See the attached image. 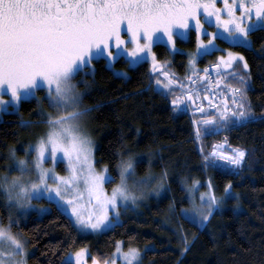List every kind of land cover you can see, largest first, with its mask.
Here are the masks:
<instances>
[{
	"label": "snow or ice",
	"instance_id": "6c2138e0",
	"mask_svg": "<svg viewBox=\"0 0 264 264\" xmlns=\"http://www.w3.org/2000/svg\"><path fill=\"white\" fill-rule=\"evenodd\" d=\"M205 24H215L217 31H208ZM257 29H264V0H222L219 7L217 0H0V109L15 111L22 99L46 89L50 106L59 113L48 114L45 121L48 130L34 145H29L28 152L35 153L30 161L17 159L15 152L11 154L20 175L0 177V190L9 204L26 209L33 199L43 198L74 221L78 230L110 227L119 219L120 207H127L128 201L135 204L137 192L144 195L145 180L135 178V163L129 157L118 164L119 184L111 193L105 190V183L113 178L106 167L97 171L94 166L91 141L80 125L90 109L80 107L83 93L76 91L74 77L100 58L110 64L118 57H126L130 65L150 60V78L154 74L155 86L162 94L164 91L172 94L174 85L179 84L180 93L170 101L173 109L179 110L183 102L201 99L194 76L204 83V98L215 95L208 91L213 78L195 71L196 58L226 51L210 67L216 71V91L221 95L230 93V102L225 99L222 107L211 104L216 109L214 115L206 114L203 103L193 108L201 113L199 120H193L199 139L210 130L219 131L257 119L245 91L248 73L238 67L248 69L247 60L242 53L219 49L215 43L217 38H224L250 47L249 33ZM193 30L196 51L189 53L193 75L187 77L192 85L188 87L163 70L167 62L159 61L152 48L157 41H164L175 51L177 39L187 38ZM122 32H126L127 38ZM203 35L208 37L207 41L201 39ZM158 66L162 71H157ZM208 71V67L203 69L205 73ZM58 153L67 161L66 175L57 173L54 166H45L48 160L54 165ZM245 157L244 148L217 151L213 146L203 158L205 167L231 166L232 170H239ZM218 161L226 163L218 165ZM25 173L34 174V178L23 180ZM197 183L193 181L192 187ZM208 186L211 189L210 181ZM85 192L94 206L87 215L79 209V199ZM231 195L229 182L225 185V196ZM200 201L193 210L199 217L197 223L203 225L222 199L210 191L201 193ZM180 211L185 218L192 219L189 209ZM14 223L11 217L7 224L0 221V264H26V241L18 232H12ZM181 239L187 247V236ZM85 252L84 248L78 249L62 264H72V256L76 264H87ZM115 254L124 264H139L141 258L135 247L123 251L120 241L116 242ZM92 264L100 261L93 256ZM103 264H116V260L105 259Z\"/></svg>",
	"mask_w": 264,
	"mask_h": 264
},
{
	"label": "trees",
	"instance_id": "16d2710c",
	"mask_svg": "<svg viewBox=\"0 0 264 264\" xmlns=\"http://www.w3.org/2000/svg\"><path fill=\"white\" fill-rule=\"evenodd\" d=\"M249 34L251 47L218 40L241 52L248 62V70L238 67L248 73L245 91L257 119L219 131L210 130L199 139L193 120H199L201 113L191 115L187 108L174 110L170 101L180 93L179 87L174 86L172 94L166 91L162 94L155 86L154 74L150 78L148 61L131 67L127 60L119 58L114 64L129 71L124 76L115 74L103 58L95 60L94 71L89 74V89L82 100L84 108L90 109L87 113L97 138L96 164L108 167L113 178L108 183L110 187L119 180V162L131 157L136 161V173L157 174L163 191L150 196L136 215L97 234L81 233L55 204L42 199L41 202L51 205L50 210L42 216L28 215L16 228L31 249L30 264H62L70 250L82 245L88 246L89 260L93 256L99 261L109 260L119 239L125 247L157 245L145 250L143 264H264V29ZM176 44L194 47L195 39H177ZM154 50L160 60L168 62L176 80L183 83L188 72L187 54L172 55L162 42H157ZM218 52L213 51L200 63L213 59ZM37 94L38 97L22 100L18 111L0 116V177L6 172L14 148L36 142L41 135V132L30 134V124L23 123L29 121L34 127L40 126L45 111L52 109L45 89L37 90ZM224 96L230 102L231 94ZM205 112L214 115L216 109ZM225 140L232 148L245 149L242 167L239 170H232L231 166L205 167L204 155ZM208 178L218 195L231 182L241 209L232 206L216 209L200 226L180 211L189 205L183 183ZM0 213L4 223L7 208L1 196ZM180 235L187 236L189 242L182 254L179 247L184 243Z\"/></svg>",
	"mask_w": 264,
	"mask_h": 264
},
{
	"label": "rangeland",
	"instance_id": "374dc122",
	"mask_svg": "<svg viewBox=\"0 0 264 264\" xmlns=\"http://www.w3.org/2000/svg\"><path fill=\"white\" fill-rule=\"evenodd\" d=\"M217 6L219 7V6H221V4L217 3ZM204 27L208 31H210V32L217 31V27H216L215 24H213L211 26H209L208 24H205ZM221 31H222V29H221ZM125 37L127 38V36H125ZM190 38H194L195 39V46L194 47L182 46V45L176 44V49L177 50H175V51L172 50L164 41H157V42H163V43H165L168 46V48L170 49L172 55H174L176 52H184V53H186L187 56H188V65H187V71L188 72L193 71V68L189 65V53H193V52L196 51V34H195V31L194 30L191 32L190 36H188L187 38H184L183 40H189ZM201 39L207 41L208 37L206 35H203L201 37ZM218 39L219 38L216 39L215 43H216V45L218 46L219 49H223V50L231 49V48L223 45ZM220 39H223L224 41H226V42H228L230 44H233L232 42H230L227 39H224V38H220ZM248 39L251 41V46H252V40H251L250 34L248 36ZM156 43L153 44V48H152L153 52H155L154 46H155ZM125 46L126 47H130L131 45H125ZM231 50L233 52H237V51H235L233 49H231ZM221 55H226V51H219L215 55V57L213 59H211V60L209 59L206 63H200V61L205 56H203V57L198 56L196 58V66H195V69L199 66L201 68V71H202L201 73L203 75H205V76H207V73L208 72H214V73H216V71L214 69H212L210 66H211V64L215 63L217 61V57H219ZM156 57H157V54H156ZM119 58H124L125 60H127L126 57H118L112 63H110V64L107 63V64H108L109 67L112 68V70H113V72L115 74H117V75H124L126 73V75H124V76H127L129 74V71L127 69L122 68L121 66H118V65H115L114 64V62L116 60H118ZM157 59L159 61H161V62H165V61L160 60L158 57H157ZM147 61L149 62L150 67H151V61L150 60H147ZM94 62H95V60L92 61V65L91 66H89L88 68L84 69L83 71L78 72L77 75L74 77L73 83L76 86V91H78L80 93H83V95H84L85 91L89 89V85H90V83H89V80H90L89 74H92L93 71H94V67H95V63ZM138 64L130 65L128 63V65L131 66V67H134V66H136ZM240 66H242V65H240ZM205 67H208V69H209V71L207 73L203 72V69ZM240 69H241V67H240ZM163 70H166L169 73H171L172 74V78L175 79L176 75L174 74L173 69L170 68V66L168 65V62L166 64V68L163 69ZM157 71L160 72V71H162V69H160L159 66H158ZM197 81H199V80H197ZM203 88H204V83H203ZM220 90L221 91L223 90V86L222 85H221ZM45 95H46V89H45ZM83 95H82V98H83ZM32 97H38L37 91L35 92L34 95H32V96H30V97H28L26 99H30ZM22 100H24V99H22ZM22 100L20 101V103H19V105H18V107H17V109L15 111H18L19 110L20 104H21ZM80 107L81 108H84L83 100H82V103H81ZM8 111H11V110L0 109V116H2L4 114V112H8ZM45 113H46V117L44 119H42L43 123H40L41 124L40 126H35L34 127V123L29 122V121H25V122H28L27 124H30V132H29L30 134L35 135V134L41 132L40 137L42 135H44L46 133V131L48 130V127H49V125L45 122L48 119V114L49 113H51L52 115L59 114L57 112V109L54 108V107H52V109H50V110H46ZM80 125H81V130L88 136V138L91 141L92 160H93V163H94L95 168L97 169V171H100V170H103L106 167L107 168V173L111 177L110 172L108 170V167L106 165L99 166V165L96 164L95 151H96V147H97V144L98 143H97V138H96V136H95V134H94V132L92 130L91 120H90V117H89L88 113H86L85 116L82 118V120L80 121ZM36 142H32V143L31 142H26V143H23L20 146L15 147L14 150L12 151V153L15 152V156H16L17 159L23 158V159H26V160H29L30 161L32 159V157L35 155V153H29L28 152V148H29V145H34ZM217 150L222 151V147L221 148H218ZM133 162L135 163V169H136V161L133 160ZM60 164H62V166H60ZM66 165H67V161L63 158L62 153H58V157H57V160L55 161L54 165H53V161L52 160H48L45 163V166L46 167L54 166L55 167V171L57 173H59L60 175H66L67 174V172H66ZM118 169H119V167H118ZM151 171H153V170H151ZM5 174H7L9 176V178H11L12 176H18V175H20V173L18 172V170L14 166V161L12 160V156L10 157V161H9V163L7 165L6 172L2 176H4ZM157 177L158 176L155 173H152V175H148V176H142V175H139L138 173L135 172V178L136 179H138V180L139 179H144L145 180V192H144V195L141 196L139 194V192H137L138 199H137V202L135 204L131 203V201H128L127 202V207H123V206L120 207V209H119V211H120L119 219L118 220H115V222L110 227H108V228H103L102 227L101 229H97V230H94V231L91 230V229L86 230V231H81L80 230V232L81 233H94V234H97V233H100V232H103V231H107L108 229L114 227L116 224L122 222L126 217L132 216V215H136L142 209V206L141 205L143 203H145L150 196H152V195H159L163 191V189L161 188L162 186L161 187H158V185H162V184H161V180L160 181L156 180ZM30 178H34V174H32V173H25L24 176L22 177L23 180H27V179H30ZM119 181H120V175H119L118 182L115 183L114 185L108 187V183H105V185H104L105 190L108 193H111L112 188L115 185L119 184ZM193 181H198V183L195 185L194 188L192 187ZM193 181L191 182L192 184H188V183L186 184L185 182L183 183V185H184V187L186 189V192H187V197L189 199V205L186 206V207H184L183 209H189L190 210V213L189 214L192 216V219H191L192 222L198 224L197 221H198L199 217H198L197 213L193 209H194L195 206H199L200 205V203H201V201H200V194L201 193H208V192L211 191V192H214V194L218 198H221L222 199L221 205L219 207L214 208L213 209V212L216 209H222V208H225V207H228V206H232L233 208H235L237 210L241 209V203L237 200L238 194L233 189H231V192H232V195L231 196H225V192L222 195H218L216 193V191H215L214 185H213V183H212V181H211L210 178H208L206 180L194 179ZM209 181L211 182V185H212L211 189L208 186L209 185ZM49 183H51V180L49 181ZM81 188H83L82 185H81ZM0 196L4 200L5 206L7 208V213H6V216H5V222H4V224H7L8 223V220H9L10 217L14 221H16V223H14L12 225V229L11 230H12L13 233H17L18 232L16 230V228L18 227L17 225H19L18 223L21 222V220L26 219L28 215H30L32 213H36L38 216H42L45 213H47L50 210V208H51V205L50 204H46L44 202H41V200L43 198H41V199H33L31 201V204H30L29 207H27L26 209H21V208L15 207L14 205L9 204V202L7 201L6 197L4 196L2 190H0ZM79 209L85 215H87L90 211H93L94 210L93 202H90L89 197L87 195V192H85V194L83 195V197H81L79 199ZM182 215L185 217V214L184 213H182ZM111 217H112V214L110 213V218ZM0 221H2V217L1 216H0ZM206 221L203 222V225L206 223ZM73 223H74V221H73ZM198 225H200V224H198ZM203 225H200V226H203ZM172 226L175 227L174 225H172ZM176 232H179L180 233V231H176ZM181 236L182 235H180V238H181ZM21 238L26 241L25 238H23V237H21ZM118 241L121 242V247H122V250L123 251H127L129 247H135V248H137L140 251L141 258H140L139 264H143V254H144L145 250L151 249V248H156L157 247V245L154 244V243H146V244H144L142 246H128V247H125L123 240L119 239ZM188 245H189V242H188L187 246ZM25 248H26V264H30L28 258H29V255L31 253V249L28 247L27 242H26ZM80 248H84L86 250L85 256H84V260L87 262V264H92V260H89V258H88V256H89L88 246L87 245H82L78 249H80ZM179 248H180L181 254H182L187 247H185V245L182 247V245H181ZM78 249L70 250L65 255V259L66 260L69 259L70 254L74 253ZM112 259H115L116 260V264H124V261L121 260V258L119 257V255L115 254V251H114L112 257L109 259V261H111ZM71 260H72V263L73 264H76V261H75L74 256L71 257ZM100 264H103V261H100Z\"/></svg>",
	"mask_w": 264,
	"mask_h": 264
},
{
	"label": "built area",
	"instance_id": "2783aa9c",
	"mask_svg": "<svg viewBox=\"0 0 264 264\" xmlns=\"http://www.w3.org/2000/svg\"><path fill=\"white\" fill-rule=\"evenodd\" d=\"M207 76H211L213 78V83L208 85L209 93L211 94V93L215 92L214 96H212V95L209 96V101L211 102V104L214 103L215 105L222 104L223 101H222V99H220L218 97V93L216 91L217 85H215V83H214V79H215L216 75L213 72H210L207 74Z\"/></svg>",
	"mask_w": 264,
	"mask_h": 264
},
{
	"label": "crops",
	"instance_id": "0c3cea01",
	"mask_svg": "<svg viewBox=\"0 0 264 264\" xmlns=\"http://www.w3.org/2000/svg\"><path fill=\"white\" fill-rule=\"evenodd\" d=\"M201 68L198 66L195 71H197L198 73L200 72ZM190 75H193V71L191 72H187L186 74H184V78L180 76V78H183L184 79V84L187 85L188 87H192L191 84L188 83V80H187V77L190 76ZM203 75V74H202ZM177 77V76H176ZM175 77V79H176ZM163 79V77H161ZM174 79V78H173ZM193 79L196 80V86L199 87L200 89L203 88V82L202 81H197L198 79L195 78V76L193 77ZM182 83V82H181ZM174 86H178L179 87V84H176ZM179 90H180V87H179ZM201 93L203 94V90H201ZM204 97V96H203Z\"/></svg>",
	"mask_w": 264,
	"mask_h": 264
},
{
	"label": "flooded vegetation",
	"instance_id": "af4514ba",
	"mask_svg": "<svg viewBox=\"0 0 264 264\" xmlns=\"http://www.w3.org/2000/svg\"><path fill=\"white\" fill-rule=\"evenodd\" d=\"M217 3L222 4V0H217ZM122 35L127 36L126 32H122Z\"/></svg>",
	"mask_w": 264,
	"mask_h": 264
}]
</instances>
